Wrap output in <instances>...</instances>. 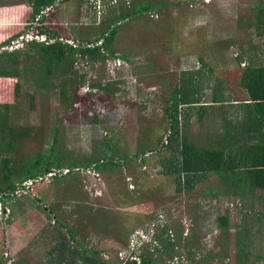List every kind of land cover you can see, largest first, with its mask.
I'll return each instance as SVG.
<instances>
[{"label":"rangeland","instance_id":"rangeland-1","mask_svg":"<svg viewBox=\"0 0 264 264\" xmlns=\"http://www.w3.org/2000/svg\"><path fill=\"white\" fill-rule=\"evenodd\" d=\"M30 1L0 0V16L4 20H18ZM123 1L126 0H61L53 9H46L44 16L54 10L56 23L63 28L62 40L79 45L80 41H73L74 37L72 41L66 38H71V33L75 38L80 33L81 36L92 34L90 27L100 23L110 9ZM168 1L173 4L161 14L150 13L145 20L136 18L121 27L116 49L118 54L129 56L133 64L122 59H110L104 64L78 60L76 68L80 73H87L88 78L74 95V110L64 108L59 88L42 86L35 82V76L26 78L24 95L13 101V126L32 130V137L26 140L21 154H15L21 156V161L36 157L39 150H48L57 127L62 153L99 154L105 149L104 137L120 134V150L126 144L129 157H133L143 137L151 141L150 146L158 143L160 135L167 141L164 99L170 98L171 85L176 88L181 84L183 70L201 66L199 55L228 74L229 80L236 76L240 62L244 66L249 63L248 58L264 61V38L257 36L255 28H239V16L250 14L255 0ZM177 1L179 4L175 6ZM167 16L173 19L174 27L163 21ZM232 39L236 44L229 49L208 43ZM109 80L122 82V92L114 99L92 87L95 81ZM96 113L100 124L91 121ZM216 125L209 127L213 126L214 130ZM190 128L195 133L202 129L197 124ZM148 130L150 133L145 136ZM159 146L164 149V142ZM170 155L165 149L140 154L133 158L135 161L129 159L128 164L118 155L115 157L118 167L101 173L93 167L72 170L68 175L48 173L33 183L46 180L40 193L32 192L30 182L25 187L23 183L0 206V264H15L13 260L17 264H53L50 251L58 243L60 232H66L55 219L62 220L69 229L91 220L89 214L73 210L82 199L86 204L110 212L111 219L108 216L101 226L107 233L102 234L99 227L91 225L77 238L87 248L102 250V257L115 263L142 264L141 257L130 258L133 253L129 254L139 248L140 255L146 250L152 258L160 259L156 264H264V214L259 215L257 209L259 204H264L262 196L255 192L246 198L220 194L219 199H214L207 190L220 191L216 174L209 181L197 183L194 192L179 193L175 177L164 174L160 163ZM129 164L137 171L136 175L128 170ZM226 209L232 217V235L225 233L218 223V216ZM258 222L262 225L259 228L255 226ZM164 227L176 243L178 253L174 259L167 257L161 243L155 242L157 247L155 243L150 246L145 242L142 231L150 230L151 234L153 229L160 233ZM244 230H250L246 237ZM238 232H243L242 248L247 253L239 246L237 249ZM126 233L131 249L122 241L126 238L117 239Z\"/></svg>","mask_w":264,"mask_h":264},{"label":"trees","instance_id":"trees-1","mask_svg":"<svg viewBox=\"0 0 264 264\" xmlns=\"http://www.w3.org/2000/svg\"><path fill=\"white\" fill-rule=\"evenodd\" d=\"M126 1L110 9L109 15L100 23L90 27L92 34L84 33L85 36H81L80 33L78 39L74 37L73 41L79 40V45L62 40L65 38L61 34L63 28L56 23L57 14L54 10L44 16L46 9H53L61 0H31L29 4L31 13L20 23L0 24V49L9 46L36 22L38 24L36 29L40 33L48 34L54 39L51 43L33 40L24 48L0 51V194L4 195L2 202L4 198L12 196L26 181L44 176L53 169L62 174L65 169H69V172L64 174L68 175L72 170L79 171L78 169L81 168L93 167L101 173L104 169L118 167L115 160L118 155L125 158L128 164L129 159L137 158L140 154L162 152L164 149L170 151L171 155L160 160L163 173L175 177L179 193L194 192L197 183L203 180L209 181L211 175L217 174L222 182L230 184L232 189L236 188L239 191H232L230 185L228 186L230 190L226 187L224 189L226 191L221 187L220 191L215 190L216 193L207 190L214 199H219L220 194L246 198L249 193L255 192L264 200V61L259 58H248L249 63L244 66L240 62L236 76L229 80L228 74L210 65L204 61L202 55H199L201 66L183 70L181 84L176 88L173 86L170 98L164 99L167 104L164 108L167 141L164 139L165 136L160 135L158 143L150 146L151 141L143 137L138 141V151L133 157H129L126 144L125 149L120 150V134H116L113 138L104 137L105 149L99 154L62 153L63 144L59 143V127L55 128L53 141L48 150H39L36 157L27 158L25 161L19 159L21 156L15 155L21 154L26 140L32 137V130L29 127H15L12 122L13 109H15L13 101L24 95L26 78L35 76L36 83L48 88H59L64 108L74 110V95L80 92L79 87L84 86L88 78L87 73H80L76 68L78 60L104 64L110 59H122L124 62L127 60L132 63L133 60L129 56L125 53L118 54L116 49L123 24L136 18L145 20V16L148 17L150 13L161 14L173 4L168 0H141V3L132 0L128 2L129 4ZM255 3V6L250 8V14L239 16V28H243L241 30L255 28L257 36L263 39L264 0H255ZM178 4L179 1L175 6ZM163 21L174 27L173 19L168 17ZM66 40L72 41V37ZM208 43L212 46L224 45L229 49L236 44V40ZM121 85L122 82L119 80H109L95 81L92 87L114 99L122 92ZM209 92L211 96H208ZM217 111H220L225 133L219 140L215 138L213 131L210 132L207 128L210 124L216 123L214 117L218 115ZM61 121H58L59 124H62ZM91 121L96 124L101 123L98 113L92 116ZM195 122L202 128L200 140L190 128ZM149 133L148 130L144 134L147 136ZM163 142L165 148L161 147V149L159 145ZM145 162L143 158L142 163ZM132 166L129 164L128 170L136 175L137 171ZM134 178L137 179L136 176ZM46 183V180H43L34 184L31 188L32 192L40 193L39 189L42 190ZM79 203V206L74 207L73 210L79 214L81 212L89 214L91 220L82 223L79 227L69 229L62 220L55 219V222H59V226L66 229V232H60L58 243L50 251L51 263L118 264L110 259H104L102 250L87 248L77 238L81 231L90 228L91 225L99 227L102 234L107 233L101 226L105 224L108 216L111 219L110 212L86 204L83 199ZM258 209H260L258 214L263 215L264 204H259ZM231 221L232 217L228 209L218 216L219 226L229 235H232ZM258 223L255 225L257 228L262 226ZM159 232L153 236L149 245L157 246L153 243H161L165 247L167 257L174 259L178 252L169 230L164 227ZM245 232H238L237 240V249L241 247L240 250L244 252H246L242 248L245 245L244 238L250 230ZM121 237L127 239L128 234L118 235L117 239L121 240ZM84 239L86 241V237ZM122 241L125 246L129 245L128 239ZM140 257L142 264H156V261L160 260L152 258L150 252L146 250ZM241 259L243 260V257ZM13 262L17 264L14 260Z\"/></svg>","mask_w":264,"mask_h":264},{"label":"built area","instance_id":"built-area-1","mask_svg":"<svg viewBox=\"0 0 264 264\" xmlns=\"http://www.w3.org/2000/svg\"><path fill=\"white\" fill-rule=\"evenodd\" d=\"M33 40H36V41H39V42H46V43H51V42H53L54 41V39H52V38H50V36L48 35V34H43V33H40L36 28H34V27H31L27 32H25L24 34H22L21 36H19L16 40H14V41H12V43L9 45V46H6V47H3V48H1L0 49V51H3V50H8V51H13V50H15V49H20V48H24V46L28 43V42H31V41H33ZM64 171H66L65 173H64ZM63 171V173L64 174H66V173H68L69 172V169H65ZM50 174V176H53V175H56L57 174V172L56 171H52V172H50L49 173ZM38 179H40L41 180V177L40 178H38ZM38 180L37 179H34V180H32V179H30V180H28V181H26L24 184H23V187H25V185L28 183V182H30V185H33V183L34 182H37ZM30 185H28V186H30ZM3 195L2 194H0V206H1V204H2V199H3ZM0 210H2V207H1V209ZM153 231V229L151 230V236H154L155 234H156V232H152ZM143 232V235H145L146 237H145V239L146 240H148V236H147V234L144 232V231H142ZM171 234V233H170ZM140 237L141 238H143V236H141L140 235ZM140 237H138L137 238V240H140L141 242H142V240L140 239ZM155 243V242H154ZM130 247H129V249H131V242H130V245H129ZM139 248H137V249H135L134 251H136V250H138ZM129 252V254L130 253H133V255L130 257V258H133V257H138V258H140V252H141V250L139 249L138 251H136V252ZM129 256V255H128ZM126 259V258H125ZM128 262V261H127Z\"/></svg>","mask_w":264,"mask_h":264},{"label":"crops","instance_id":"crops-1","mask_svg":"<svg viewBox=\"0 0 264 264\" xmlns=\"http://www.w3.org/2000/svg\"><path fill=\"white\" fill-rule=\"evenodd\" d=\"M31 7H30V5H28L27 6V8H26V10H25V12L21 15V17L18 19V20H12V21H10V19H8V20H4L3 18H2V16H0V24H2V23H5V24H7V25H14V24H17V23H20L21 21H22V19H24V17L25 16H28V15H30V13H31ZM70 36L71 37H75V35H73V33H71L70 34ZM78 37V36H77ZM186 71V70H185ZM172 87H171V90L173 89V85H171ZM217 116H215L214 117V120L216 121V123L214 124V127H215V125L217 124V122L219 121L220 123L218 124V125H216V129H217V127L219 126V128H220V131L218 130L217 132H216V129H214V130H212L213 129V126H211V127H207L209 130H210V132L211 131H213L212 133H214V135H216L215 136V138L216 139H221V137H222V135L223 134H225L224 133V126H223V122H222V119H221V117H220V111H217ZM194 124H197L198 126H199V124L197 123V122H195V123H193V125ZM192 125V126H193ZM200 127V126H199ZM194 135H195V137L198 139V140H200L201 138H199L200 136V134L201 133H199V132H192ZM208 133V132H207ZM217 175V174H216ZM230 184H226L225 182H222L221 181V179H220V183L217 185V186H219V187H221L223 190L224 189H226V187H228ZM229 188V187H228ZM230 188H231V185H230ZM230 188H229V190H230ZM232 189V188H231ZM224 191H226V190H224ZM232 191H239L238 189H232ZM257 209H258V207H257ZM260 212V209H258V213ZM173 241V240H172Z\"/></svg>","mask_w":264,"mask_h":264},{"label":"clouds","instance_id":"clouds-1","mask_svg":"<svg viewBox=\"0 0 264 264\" xmlns=\"http://www.w3.org/2000/svg\"><path fill=\"white\" fill-rule=\"evenodd\" d=\"M150 231V230H149ZM149 231L145 230L144 232L147 234V236H150V239H148L147 241H145L146 243L151 242L153 236H151V234L149 233ZM157 233V232H156ZM155 236V235H154Z\"/></svg>","mask_w":264,"mask_h":264}]
</instances>
